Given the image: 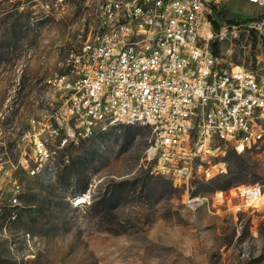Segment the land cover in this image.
I'll use <instances>...</instances> for the list:
<instances>
[{"label": "rangeland", "instance_id": "rangeland-1", "mask_svg": "<svg viewBox=\"0 0 264 264\" xmlns=\"http://www.w3.org/2000/svg\"><path fill=\"white\" fill-rule=\"evenodd\" d=\"M85 2L0 0V264H264V203L250 206L242 190L264 193V143L242 153L248 171L227 191L210 184L226 181L236 161L227 152L208 159V181L179 187L150 175L146 150L156 136L139 124L78 143L62 136L49 165L35 162L28 119L49 108L43 81L66 72L84 39L83 17L95 16ZM208 9L210 47L264 77V7L212 0ZM189 197L206 202L191 209Z\"/></svg>", "mask_w": 264, "mask_h": 264}, {"label": "built area", "instance_id": "built-area-1", "mask_svg": "<svg viewBox=\"0 0 264 264\" xmlns=\"http://www.w3.org/2000/svg\"><path fill=\"white\" fill-rule=\"evenodd\" d=\"M245 1L264 7V0ZM211 2L86 0L95 16L83 17L84 39L69 53L66 72L43 81L52 92L49 108L28 119L24 137L38 166L54 160V140L78 143L119 124L153 129L149 173L179 187L211 179L206 165L219 152L260 148L264 77L214 55L207 40ZM22 165L31 176L40 174L28 160ZM261 194L243 187L251 201ZM205 202L189 197L187 205Z\"/></svg>", "mask_w": 264, "mask_h": 264}, {"label": "trees", "instance_id": "trees-1", "mask_svg": "<svg viewBox=\"0 0 264 264\" xmlns=\"http://www.w3.org/2000/svg\"><path fill=\"white\" fill-rule=\"evenodd\" d=\"M212 25H213V29L215 32H219L221 30V25L218 24L215 21H212ZM212 51L214 53V55L218 56L219 55V45L218 43H214L211 46ZM227 157H234L235 158V163H233V165L231 166V171L228 173V176H225L226 181L221 183L220 181L218 182L219 178L217 180H214L213 182H211V185H214V190H223V191H227L229 189H231L232 187L236 186V180L237 178L242 175L243 173L248 171V167L247 166H243L242 164L239 163V160H241V158H243V154H238L236 151L234 150H228L227 151ZM31 177H36V176H31ZM79 182L81 183L80 188H79V192L80 193H84L87 189H88V182H85V179H80ZM36 197V196H35Z\"/></svg>", "mask_w": 264, "mask_h": 264}, {"label": "bare ground", "instance_id": "bare-ground-1", "mask_svg": "<svg viewBox=\"0 0 264 264\" xmlns=\"http://www.w3.org/2000/svg\"><path fill=\"white\" fill-rule=\"evenodd\" d=\"M140 1L141 0H125V4H135L136 2H140ZM68 61H69V57H68L67 64H66L67 68H68ZM59 76H60V74H56L55 77H59ZM242 190H243V188H242ZM261 203H264V193H262L261 196L257 200L251 201L250 206L259 205Z\"/></svg>", "mask_w": 264, "mask_h": 264}]
</instances>
